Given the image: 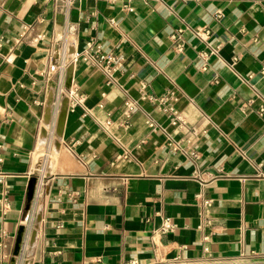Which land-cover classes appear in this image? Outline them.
Segmentation results:
<instances>
[{
  "label": "crops",
  "instance_id": "crops-1",
  "mask_svg": "<svg viewBox=\"0 0 264 264\" xmlns=\"http://www.w3.org/2000/svg\"><path fill=\"white\" fill-rule=\"evenodd\" d=\"M263 67L264 0H0V264H264ZM169 92L183 127L145 98Z\"/></svg>",
  "mask_w": 264,
  "mask_h": 264
},
{
  "label": "built area",
  "instance_id": "built-area-1",
  "mask_svg": "<svg viewBox=\"0 0 264 264\" xmlns=\"http://www.w3.org/2000/svg\"><path fill=\"white\" fill-rule=\"evenodd\" d=\"M181 32L182 31L180 30L179 34ZM198 35L202 40L206 41L207 37H209V35H210V32L207 30V31H204ZM179 36L180 35H174L173 37H174V39H178ZM92 48H93V44L89 43L88 49H92ZM220 48H221L220 46H215V47H211L210 52H203V54L201 55V58L203 60L202 70H207V68H208V65H207L208 57L210 55H218ZM177 49L179 51L183 50V43L182 42L177 44ZM89 57H90V54L86 53V52L76 53L74 55V60L78 61L80 58L87 60ZM99 58H100V60L106 62L107 71H110L113 69L112 65L116 61L115 57L109 56V55H101ZM65 69H66V63H63L60 66H58L56 64H52L49 68L51 73H55L58 70L65 71ZM261 74L264 77V67L261 70ZM70 93L77 95L78 90L75 89L73 92L70 91ZM145 98L149 99L151 102L157 103L161 107L162 111L168 116L170 122L173 125H177L180 127H183L185 125V121L182 118L180 111L177 107L178 97L174 92H169V93H166V94L161 95V96L148 95V96H145ZM80 103H82L81 97H76L75 99H73V102L71 101V107L79 105ZM125 106H126V112H125L126 117L129 118L131 113L135 109V103L133 101H127ZM259 113L261 115L264 114V102L259 109ZM193 155H195V154H193ZM205 204H210V201H205ZM173 228H174V224L172 223V221L170 219H165L164 224L162 226V232H164V233L170 232L173 230ZM125 264H142V263H140V261H138L136 259H132V260H129L128 262H126ZM149 264H196V262L191 261V260H186V259H183L182 257L178 256V257H174L172 259L156 260V261L149 263Z\"/></svg>",
  "mask_w": 264,
  "mask_h": 264
},
{
  "label": "rangeland",
  "instance_id": "rangeland-1",
  "mask_svg": "<svg viewBox=\"0 0 264 264\" xmlns=\"http://www.w3.org/2000/svg\"><path fill=\"white\" fill-rule=\"evenodd\" d=\"M66 97L69 100V96L67 94H65L62 97H60V99L57 100V101L54 100V103L55 104H54V107L52 109L53 110V114H54L53 119H52L53 121L55 120V116H56L57 109H58V104L60 103V101L62 100V98L64 99ZM46 106H47V104H46ZM68 107H69V112H71L72 107H70L69 104H68ZM52 128H51V131H52ZM50 137L54 139L53 142H52V144L50 142V144L44 145V147H42L40 149V151H41V154H39L40 155V158L37 159V161H38V164H37V167H36L37 168V171H39V172L40 171H43V172H45V174H51V173H53V171L55 169H57V167L59 166L60 161H61V158L63 156V147H61V145L58 143V138H61V137H57L52 132L50 133ZM27 244H29L28 245V248L30 249L31 244L30 243H27ZM27 244L25 246H23L20 254L17 256V262H18V264H24V260L26 258V246H27Z\"/></svg>",
  "mask_w": 264,
  "mask_h": 264
},
{
  "label": "bare ground",
  "instance_id": "bare-ground-1",
  "mask_svg": "<svg viewBox=\"0 0 264 264\" xmlns=\"http://www.w3.org/2000/svg\"><path fill=\"white\" fill-rule=\"evenodd\" d=\"M68 102H69L68 98L66 97L64 99L62 98V100L58 104V111H57V115H56V119H55V123H54V129H53L54 133L56 134L57 137H61L63 134V126H64L66 114L68 111ZM53 107H54V101L52 100V98H50L48 103H47V106L45 108L43 125H42L41 133H40L42 141H44L46 139L47 133H48V131L51 127V124H52V117H53V115H52L53 110L52 109H53ZM40 153H41V151L39 152V154ZM23 232L24 231L20 232V237H19V241L17 244V250H16L17 253H19L20 249H21ZM11 264H18L16 257L13 258Z\"/></svg>",
  "mask_w": 264,
  "mask_h": 264
}]
</instances>
